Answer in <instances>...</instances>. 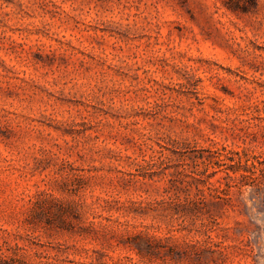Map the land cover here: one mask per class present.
Instances as JSON below:
<instances>
[{"label":"rangeland","instance_id":"obj_1","mask_svg":"<svg viewBox=\"0 0 264 264\" xmlns=\"http://www.w3.org/2000/svg\"><path fill=\"white\" fill-rule=\"evenodd\" d=\"M0 264H264V0H0Z\"/></svg>","mask_w":264,"mask_h":264}]
</instances>
